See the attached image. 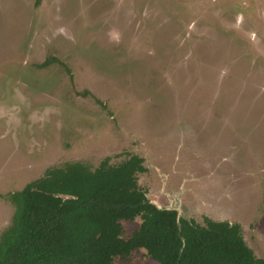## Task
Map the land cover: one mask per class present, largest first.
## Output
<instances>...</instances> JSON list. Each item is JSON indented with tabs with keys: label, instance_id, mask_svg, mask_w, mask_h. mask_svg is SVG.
Returning <instances> with one entry per match:
<instances>
[{
	"label": "rangeland",
	"instance_id": "rangeland-1",
	"mask_svg": "<svg viewBox=\"0 0 264 264\" xmlns=\"http://www.w3.org/2000/svg\"><path fill=\"white\" fill-rule=\"evenodd\" d=\"M131 155L149 201L264 259V0H0V236L47 169Z\"/></svg>",
	"mask_w": 264,
	"mask_h": 264
},
{
	"label": "trees",
	"instance_id": "trees-1",
	"mask_svg": "<svg viewBox=\"0 0 264 264\" xmlns=\"http://www.w3.org/2000/svg\"><path fill=\"white\" fill-rule=\"evenodd\" d=\"M51 64L70 75L56 58L37 68ZM147 171L137 155L107 157L96 168L67 162L7 194L14 213L0 236V264H117L136 251L157 264H264L240 225L209 218L200 225L158 209L139 183ZM136 220L126 236L124 223Z\"/></svg>",
	"mask_w": 264,
	"mask_h": 264
},
{
	"label": "water",
	"instance_id": "water-1",
	"mask_svg": "<svg viewBox=\"0 0 264 264\" xmlns=\"http://www.w3.org/2000/svg\"><path fill=\"white\" fill-rule=\"evenodd\" d=\"M152 204H154V203H152ZM158 209H161V210H174V211H176L177 213H178V217H180V215H179V210L177 209V208H160V207H158L156 204H154Z\"/></svg>",
	"mask_w": 264,
	"mask_h": 264
},
{
	"label": "flooded vegetation",
	"instance_id": "flooded-vegetation-1",
	"mask_svg": "<svg viewBox=\"0 0 264 264\" xmlns=\"http://www.w3.org/2000/svg\"><path fill=\"white\" fill-rule=\"evenodd\" d=\"M151 202V201H150ZM190 220V219H189Z\"/></svg>",
	"mask_w": 264,
	"mask_h": 264
}]
</instances>
